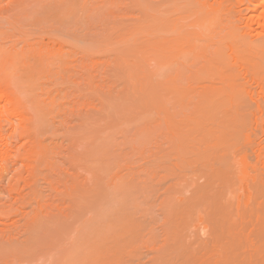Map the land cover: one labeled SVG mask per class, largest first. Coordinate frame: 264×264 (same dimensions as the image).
Masks as SVG:
<instances>
[{
	"label": "rangeland",
	"instance_id": "rangeland-1",
	"mask_svg": "<svg viewBox=\"0 0 264 264\" xmlns=\"http://www.w3.org/2000/svg\"><path fill=\"white\" fill-rule=\"evenodd\" d=\"M157 2L78 0L61 19L17 37L19 47H40L44 61L29 58L15 70L25 114L18 119L35 122L24 135L3 124L8 161H18L0 168V264H239L245 199L237 169L264 171V109L240 110L238 126L232 116L211 122L209 113L163 111L145 87L159 67L148 45ZM24 69L36 74L34 84ZM251 89L260 93L252 82L242 92ZM215 123L225 141L240 140L227 158L214 148ZM229 210L231 223L223 221Z\"/></svg>",
	"mask_w": 264,
	"mask_h": 264
},
{
	"label": "bare ground",
	"instance_id": "bare-ground-1",
	"mask_svg": "<svg viewBox=\"0 0 264 264\" xmlns=\"http://www.w3.org/2000/svg\"><path fill=\"white\" fill-rule=\"evenodd\" d=\"M3 1L0 0V5L3 4L0 6V41H2L0 42V82L3 84L0 83V104L4 103V111L0 110V168L4 167L10 170L11 166L17 163V159L8 161L10 155L7 153L10 146L6 137L7 130L4 129L3 124H10L12 133L18 131L19 135H24L25 130L29 127L27 125L33 124L29 119L35 122V118L32 117L28 118L30 123L26 117L22 123L18 119L19 116L23 118L25 114L20 108L18 93L22 91L23 86L18 80L22 78L17 77L15 73L16 66L30 60L29 58L31 60L37 58L39 63L41 62V56L40 58L36 56L41 52L40 47L32 45L31 42L29 44L28 41L21 43L22 45L19 47L17 37H24V32L27 35L28 26L33 28L30 25L35 22L41 23L44 20L43 23H45L51 17L61 19V16L65 15H62V11H68L66 9L69 8L68 6L74 10L79 6V3L78 0H8L7 2L5 0L4 6ZM246 4L250 6L241 11L240 7ZM156 11L155 18L150 15V18L156 23L151 27L148 45L158 53L159 67L154 71L150 69L151 74L147 73L145 82L148 86L145 87L148 94H153L159 98L160 107L163 111L192 110L209 113L212 117L209 121L218 116L220 118L218 117L214 121L225 120L232 116L230 117L231 122L234 123L238 120L235 114L240 113V110H244L250 104H253L258 111L264 109V105H262L264 103V0H158ZM58 15L61 16L58 17ZM36 23L35 25H38ZM12 25L18 26L17 29H14ZM3 38L6 40L12 38L13 44L10 45L12 41L9 40L10 43H8V40L5 41ZM37 48L40 51H37ZM50 53L48 55H51ZM41 60L44 61L42 58ZM35 75L33 72L24 69L22 77L33 83L32 78ZM249 82L258 84L260 87L259 94L256 93L257 95H255L252 89L251 92H242L244 86ZM29 105L33 109L41 107L39 103H30ZM25 120L27 123H24ZM224 120H220V124L221 122L225 123ZM13 121L18 122L19 126L16 127ZM217 123L215 126L212 125V130L217 129V134L213 132L214 137L219 134L217 138L215 137L217 145L214 144L218 147H213L219 154L221 152L224 158H227L228 149L232 152V145H234L232 148L234 149L235 144L240 140L235 142L229 138L231 142L234 141L232 144L230 140L227 141L228 139L225 141L224 135L222 136L224 126L221 127L218 124L217 126L220 127H217ZM224 125L227 127L229 123ZM234 125L238 126L235 123ZM221 129L220 133L219 130ZM225 144H228V147ZM261 144L264 149V142L262 141ZM237 146H241V143H238ZM237 149L240 150V147ZM263 149L257 150L259 153L257 159L260 164H263L262 159H260V156H264L261 155ZM223 150H225V155ZM244 154L245 152H243V156L246 155ZM230 159L232 160V158ZM234 160L237 165L239 160L242 163L241 158L238 161L235 158ZM219 161L216 162L219 163ZM228 169H225V172L220 170L221 172L218 174L227 176L230 172L227 171ZM249 170L251 172L254 170V172L247 173ZM253 170L249 167L248 171L246 167L242 170L237 169L241 173L240 175L237 174L239 181L236 178V172H233L234 170H232V174L230 173V177L233 178L234 175L238 181L237 183L235 179H231L233 183L235 181V184L231 182V188L233 186V189L236 188L237 190L238 187L234 188V186L236 183L237 186L240 183L238 191L241 196L243 193L245 199L241 202L242 197L240 198L242 203L239 202L240 217L239 220L237 219L238 221L236 220L239 264H264V202L260 203L264 200V194H261V192L264 193V171H260L259 168ZM258 197L262 200L259 201ZM261 204L262 206H260ZM241 205L243 206L242 213ZM222 210L224 212L228 208L223 207ZM230 210L226 212L227 214L225 213L227 218H223V221L228 223H231L229 218L232 210Z\"/></svg>",
	"mask_w": 264,
	"mask_h": 264
}]
</instances>
